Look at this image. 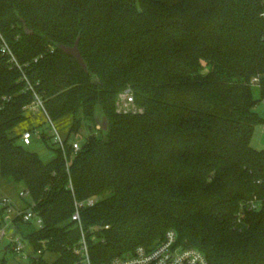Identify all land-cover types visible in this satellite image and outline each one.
<instances>
[{"label": "trees", "instance_id": "1", "mask_svg": "<svg viewBox=\"0 0 264 264\" xmlns=\"http://www.w3.org/2000/svg\"><path fill=\"white\" fill-rule=\"evenodd\" d=\"M1 37L21 69L0 47V173L43 219L20 231L30 264H86L83 237L103 264L169 229L210 264H264V0H0ZM77 41L86 70L63 50ZM36 95L52 122L73 116L67 159L19 143Z\"/></svg>", "mask_w": 264, "mask_h": 264}, {"label": "built area", "instance_id": "2", "mask_svg": "<svg viewBox=\"0 0 264 264\" xmlns=\"http://www.w3.org/2000/svg\"><path fill=\"white\" fill-rule=\"evenodd\" d=\"M0 47L4 54H9L11 56V62L17 65L20 69L21 66L17 61L16 57L13 55L10 47L6 41L1 37ZM24 79L27 80L25 73H23ZM258 82V79H255ZM28 89H32V86H28ZM125 102L124 111L127 112L135 104L133 93L127 89L120 93ZM39 108L52 123L49 118L46 109L44 107L43 101L39 96H35L32 104L25 109H31L33 111H38ZM55 141L59 144L62 149L65 158L67 159V144L66 141L61 137L57 129L55 128ZM33 133L31 131H25L21 140L24 145H30L32 143ZM73 147V152L76 154L81 146L78 142L71 144ZM20 198H28L29 192L23 187L19 193ZM97 200L92 198L87 200L86 205L92 206ZM1 207L2 212L0 213V240H9V245H11V250L16 254L28 259L26 255V241L21 235L16 234L12 231L14 227V220L20 217L25 222L32 223L35 227L39 228L43 225V219L32 209L28 210L17 209L15 210V204L9 197L2 199ZM255 202L251 203V207L255 208ZM83 204L77 205L76 212L73 215V220L78 221L81 224L80 208ZM15 211V214L13 212ZM14 216H13V215ZM11 234V235H10ZM84 257L86 264H92L89 256V248L87 241L83 237L81 247L76 249ZM41 251H38L34 256H39ZM103 264H210L205 254L196 248L183 247L178 243V234L174 229H169L166 231L165 235L155 244L146 246L140 245L133 252L117 256L110 261Z\"/></svg>", "mask_w": 264, "mask_h": 264}, {"label": "rangeland", "instance_id": "3", "mask_svg": "<svg viewBox=\"0 0 264 264\" xmlns=\"http://www.w3.org/2000/svg\"><path fill=\"white\" fill-rule=\"evenodd\" d=\"M208 71V67L205 69V72ZM253 93L255 98L260 99V89L257 84L253 87ZM118 102L121 108L125 107V102L123 101L122 96L118 95ZM134 110L140 109L137 105L132 107ZM256 112L264 119V100H260L259 104L256 107ZM34 116L30 117L25 123L20 125L15 132H21L23 130H30L33 133L32 143L30 145H24L22 140L20 139L19 143L23 145L29 151L37 153L43 161L49 162L56 158L57 152L56 148L59 147V144L55 141V128L61 135V137L66 140L70 133V128L73 122V116H67L58 122H50L45 114L39 108L36 111ZM102 121V120H101ZM102 122L99 123L96 131L102 128ZM96 132V133H97ZM91 133V130L88 128H83L78 134H71L69 137V143L73 144L74 142H78L80 146H82L87 136ZM42 137L46 138V141L43 140ZM251 146L256 150H264V123L258 124L253 133V137L251 140ZM22 184H16L12 182L10 179H6L1 176L0 173V202L3 198L9 197L13 203L15 204V210L22 209L28 210L29 202H31L30 198H20L19 193L22 190ZM1 207V203H0ZM2 210V209H1ZM0 210V212H2ZM15 214V211L13 212ZM12 214V215H13ZM14 216V215H13ZM14 227L12 231H15L16 234L22 235L21 232L28 233L30 232L31 226L24 221H17L15 218ZM21 231V232H20ZM11 235V234H10ZM9 241V240H8ZM6 240H0V258H5L7 264H30V260H32V256H34V250L32 246L27 243L26 247V255L28 259L16 254L11 249L7 250ZM57 255L52 253H47L45 255V259L48 262H52L56 259Z\"/></svg>", "mask_w": 264, "mask_h": 264}, {"label": "water", "instance_id": "4", "mask_svg": "<svg viewBox=\"0 0 264 264\" xmlns=\"http://www.w3.org/2000/svg\"><path fill=\"white\" fill-rule=\"evenodd\" d=\"M78 45H79V42L77 41L74 47H63V50L67 54H70V55L74 56L75 59L78 61V63L83 67V69L86 70L87 67H86V64H85V62H84V60L82 58V55H81V53L79 51ZM103 127L106 128L105 125Z\"/></svg>", "mask_w": 264, "mask_h": 264}, {"label": "crops", "instance_id": "5", "mask_svg": "<svg viewBox=\"0 0 264 264\" xmlns=\"http://www.w3.org/2000/svg\"><path fill=\"white\" fill-rule=\"evenodd\" d=\"M2 209V207H0V210ZM1 213V212H0ZM7 242H8V240H6ZM7 244H9V243H7Z\"/></svg>", "mask_w": 264, "mask_h": 264}]
</instances>
